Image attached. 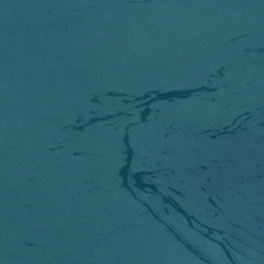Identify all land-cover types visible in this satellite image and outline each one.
<instances>
[{
  "label": "water",
  "instance_id": "obj_1",
  "mask_svg": "<svg viewBox=\"0 0 264 264\" xmlns=\"http://www.w3.org/2000/svg\"><path fill=\"white\" fill-rule=\"evenodd\" d=\"M0 264H264V0H0Z\"/></svg>",
  "mask_w": 264,
  "mask_h": 264
}]
</instances>
